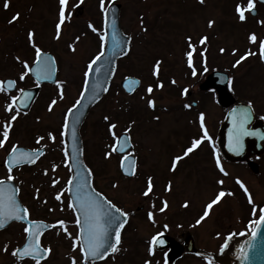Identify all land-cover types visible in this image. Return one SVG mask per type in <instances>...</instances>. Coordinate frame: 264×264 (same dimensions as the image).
Instances as JSON below:
<instances>
[{"label": "rangeland", "instance_id": "obj_1", "mask_svg": "<svg viewBox=\"0 0 264 264\" xmlns=\"http://www.w3.org/2000/svg\"><path fill=\"white\" fill-rule=\"evenodd\" d=\"M101 2L68 0L66 20L61 26L60 38L56 39L59 0H9L7 10L3 7L5 0H0V81L6 78L17 81L16 93H0V138L5 124L11 129L4 148H0V179H7L8 173L1 164L14 145L44 149L45 154L36 165L12 172L13 182L19 188L20 201L30 210L32 218H43L49 223L68 221L67 231L76 236L72 212L66 204L65 187L70 171L65 166L61 132L66 112L76 103L82 90L87 64L102 50L100 36H103L105 9L109 4L117 3L119 26L130 39L129 53L117 62L109 93L90 109L79 128V135L83 162L93 173L95 188L127 214L128 222L122 231L118 251L96 264H165L162 253L149 254L153 237L161 233L176 240L189 233L197 248L217 253L227 237L250 232L262 214L264 159L260 176L229 166L224 168L228 176L223 178L216 173L203 141L188 157L179 160V166L175 164L173 170L175 161L170 163L171 157H184V148L200 138L195 125L196 115L185 114L180 109L189 100L178 93L181 89L194 91L211 71H226L233 76L230 75L234 79L235 93L251 98L263 111L264 81L258 77V53L260 43L264 41V29L254 24L264 20V7H255L254 17L246 11V20L241 22L234 9L237 4L246 8L248 0H204L203 4L199 0H103V8ZM16 14L20 19L10 24ZM209 21H214L211 28ZM89 24L97 31L93 32ZM29 32L35 33L37 47L54 57L55 81L63 86V98H60L57 83L43 85L28 112H19L18 118L11 121L16 111L14 105L12 112L6 110L12 103L11 98L20 88L34 86L29 77L19 81L24 71L21 62L30 65L35 56L28 40ZM253 34L257 38L255 43L249 39ZM189 37L192 47H189ZM202 37L208 38L203 45L200 43ZM70 45L75 46V52L70 50ZM221 49L225 51L222 53ZM187 51L192 53L191 67L189 55L187 60L184 57ZM203 52L207 59L201 64ZM249 52L255 54L248 55L243 63L233 67L241 55L246 56ZM157 61L161 62L158 77L153 75ZM193 67L197 71L195 74L191 72ZM126 77L141 81L139 90L132 96L124 95L119 89L120 81ZM160 83L163 88L157 87ZM149 86L153 87L151 94L147 92ZM53 100L57 103L49 112ZM149 100L155 102L154 110L149 108ZM190 110L194 114L204 111V128H208L209 133L216 130L221 114L210 98ZM105 116L109 117L107 122ZM110 123L116 124L117 136L127 134L132 142L130 155L137 160V173L131 179L121 176V158L115 153L105 159V153L114 145L108 131ZM49 132L55 135V143L48 139ZM40 136L45 140L37 144ZM53 165L57 166L55 172ZM149 178L153 187L145 197L143 193L148 188ZM53 179L59 181L55 187L52 186ZM169 185L171 191L166 193ZM61 190H64L63 203L55 199ZM221 191L225 193L222 201L201 219L207 204ZM249 196L252 203H249ZM165 201L167 208L161 211ZM185 204L188 207H184ZM149 212L153 214L152 220L148 218ZM23 230L21 225L13 224L0 232V264H35L17 261L11 256L24 240ZM71 241L60 227L46 234L42 243L52 251L41 264H71L72 257L82 264L78 247L73 252ZM5 245L8 253L4 252ZM176 264L213 263L187 255Z\"/></svg>", "mask_w": 264, "mask_h": 264}, {"label": "snow or ice", "instance_id": "obj_2", "mask_svg": "<svg viewBox=\"0 0 264 264\" xmlns=\"http://www.w3.org/2000/svg\"><path fill=\"white\" fill-rule=\"evenodd\" d=\"M201 4L204 3V0H199ZM80 3H83V0H80ZM68 5V0H59V12H58V23L56 25V39L60 38V30L61 26L65 23L66 20V6ZM103 0L101 2V8H103ZM4 9L7 10L10 7L9 0H5V3L3 5ZM255 3L254 0H248V4L246 8H243L241 5H237L236 12L239 17V20L241 22H244L246 20L245 12L246 11H254ZM20 19L19 14H16L12 17V19L9 21V23H15ZM214 24V21H209L208 27L211 28ZM89 28L96 32V28L89 24ZM146 30V29H145ZM34 32L28 33V40L31 43L32 48L35 50V59L34 63L36 65V68L33 70L31 66L28 64V62L23 61L21 62L19 60V57H17V61L21 62L22 68L24 71L19 76V81L23 82L25 81L26 77H29L30 73H33L35 76V81L39 85L41 81H47L52 80L54 77V74L56 72V69L54 67L55 60L53 57L46 55L43 53V51L37 47L35 41H34ZM189 39V47H192L191 45V37ZM207 37H202L200 39V43L203 45L207 41ZM250 42L255 43L256 42V36L255 34L251 35L249 37ZM79 38H77V41ZM100 40L102 43H106L107 37L106 36H100ZM112 41H113V51L114 54L117 49H121V41L117 39L115 31H113L112 35ZM130 42V39H129ZM70 50L75 52V46L70 45ZM225 50L221 49V52L223 53ZM126 54V52H125ZM235 54V53H233ZM255 53H247L245 57H242L241 59L247 58L248 55H254ZM104 56V52L100 51L98 55H96L88 64L86 67V70L84 72V92L88 91V81L91 78L93 72L99 73L100 68L94 67L97 65L102 57ZM260 56L262 61H264V41L260 43ZM160 61H157L156 65L154 66L153 75L157 76L159 75V69H160ZM240 61L238 60L236 64L233 65V67L238 66ZM188 64L189 67L192 66V59L191 54H189L188 58ZM193 74H195V69H193ZM57 83V87L60 89L59 95L60 98H63V86L59 83ZM140 81L133 80L131 78H126V82L124 84V87L127 91L130 93L133 91L134 87L139 85ZM174 84L175 81H172ZM17 84V81L15 80H7V81H0V93H8L11 89L15 88ZM7 85V87H5ZM159 88H163V84H158ZM100 88V82L97 81V83L93 87V91L95 92L96 89ZM104 91H107V89H104ZM19 92L22 96L25 98L30 99L31 94L26 92L23 88L19 89ZM147 92L151 94L153 92L152 86H149L147 88ZM188 90H184V94H187ZM84 98L83 92L81 94V100ZM12 103L8 104L6 107V110L9 112L13 111V105L17 102L18 97L13 96ZM93 99H95V96H93ZM57 101L53 100L51 104L49 105L48 111L51 112L53 110V107L56 105ZM26 106V105H25ZM77 106H79V101L77 102ZM149 108L155 109V102L153 100L148 101ZM186 108H190L191 106L188 104H185ZM248 107L250 108L251 105L249 104ZM76 109H69L66 113V120L63 125V131L61 132L62 137H67L68 135V121L67 117H70L73 112ZM20 110L16 109L15 113L11 116V121H15L18 118ZM234 114V130H233V143L235 144L237 150L241 146V139L244 135H249V133L244 125L247 123V121L251 117V113H249L245 109H241L239 111V114L237 115V110L233 109ZM105 121L107 122L109 120V117L105 116ZM159 119V117H157ZM200 120V127L201 129H204V114L201 113L199 116ZM79 121V117H77V122ZM116 124L110 123L108 125V131L110 135L112 136V139L114 141V145L111 146L110 151L105 153V159H110L113 153L118 152H127V148L125 147V144H127V140H125V144L120 143V137H118L115 133ZM10 125L5 124L3 131H2V137L3 139L0 140V148H4L5 143L9 139V133H10ZM128 131L130 132L131 129L129 128ZM203 135L206 139H208V133L207 130L204 129ZM71 137L73 140V150L70 153L65 146L64 148V159H65V166L69 167L71 169L72 167V160L70 157L75 154L76 147H75V141L77 139V129L75 126L71 129ZM48 139L51 140L53 143H55L56 137L51 132L48 133ZM45 140L44 136L38 137L36 140L37 144H40L41 141ZM201 144V140H194L192 142L191 147H189L186 152L184 153V156H187L189 153L193 151V149L197 148L198 145ZM45 153L41 151L40 149H36L34 151H24L18 146H13L11 149V152L9 153L8 158L5 161V167L7 168V181L0 180V230H3L8 223L11 221H19V222H25L26 226L24 227V234H25V243L21 247H17L15 250L11 252V256L14 257L17 261H23L25 259H31L35 261V264H41L42 260H46L48 256L51 254V248L50 247H43L41 244L40 237L43 235L45 231H48L50 229H55L58 227L62 228L67 235L68 238L73 240V248L72 251H77V245H79V252L82 255L84 259H91L95 260L97 257L104 258V253L107 252L109 249L112 253H115L118 251V245L120 244V230L124 227V225L127 223V214L124 213L120 208L115 207L111 204V202L108 201H102L99 199V193H96L91 190H87L89 188L88 179L93 175L91 169H88L86 166L82 165V163L78 162V168H83L86 175L81 177V173L79 170L76 171L75 177L69 179L67 181L68 187L67 192L69 193L70 197L74 198V200L77 202L78 207L76 204L69 203L68 207L73 210V212H78L79 215L76 217V226L78 228V235L72 236L71 233L67 231V227L65 224V221L60 220L57 223L54 224H47L43 221H36L30 219L31 213L30 210L23 206L21 203L18 202L17 196L19 193L18 188L11 187V182L15 179V177L12 175L13 169L17 166H21L23 164H35L37 160L43 156ZM82 154V153H81ZM126 159V158H125ZM177 160L183 159V157H177ZM217 167L220 169V171L227 175V173L224 171V169L220 166V161L217 159L216 161ZM56 165H53L52 171H56ZM121 167H124L123 161L121 163ZM173 170H175V164L173 165ZM45 175H48V172L45 171ZM126 175H134V171L125 172ZM74 180L76 181V190L75 192L72 191V185ZM59 183L58 180L53 179L52 186L55 187V185ZM220 184H223V181L219 182ZM237 183H240L237 181ZM152 180L149 178L148 180V188L143 193L145 197L149 195V193L152 191ZM241 187L243 185L241 184ZM168 189H171V185L168 186ZM64 195V190H61L56 196L55 199L59 201L60 203H63L62 196ZM228 195H232V193H228ZM225 196V193L223 191L219 192L216 199L213 200L211 203L207 204L206 210L204 212V216L201 217L203 219L204 217H207L209 215V211L213 209V205L218 203L222 197ZM37 199L39 197H36ZM46 203V202H45ZM249 203H252L251 196H249ZM184 207H188L187 204L184 205ZM167 208V202H164V206L161 208V211H164ZM63 210V209H61ZM52 211V209H50ZM149 220L153 219V214L151 212L148 213ZM154 222V221H153ZM200 221H198L199 223ZM261 222H264V216H261ZM111 229H115L114 232V243L111 245L109 244V238L113 235V232ZM57 235H59V232H57ZM256 233L253 232V236L255 237ZM157 244H163L162 240H158L156 237H153L151 241V245L155 246ZM4 252L8 253V246L5 245ZM154 247L149 248V254H153ZM71 264H78L76 257L71 258Z\"/></svg>", "mask_w": 264, "mask_h": 264}, {"label": "water", "instance_id": "obj_3", "mask_svg": "<svg viewBox=\"0 0 264 264\" xmlns=\"http://www.w3.org/2000/svg\"><path fill=\"white\" fill-rule=\"evenodd\" d=\"M258 1L264 3V0H258ZM118 12H119L118 5H111L106 10L105 36L107 37V40L103 51L104 56L102 57L101 61L94 66L100 68V72L99 73L93 72L91 78L88 81V91L83 92L84 98L81 100L80 97L79 106L76 105L75 107L76 110L73 112V114L70 117H68L69 127H68V135L66 137V145L70 153L72 152L74 147L73 140L71 137V129L73 126H75L77 129V139L75 141L76 152L74 155L70 157V159L72 160V167H71L72 174L70 179L75 177L77 170L80 171L81 177L86 175L83 168H78V162L82 163L81 144L78 135V129L83 119L87 115L89 109L105 95L106 91H104V89H108L109 87V84L111 82V79L115 71L116 61L119 58L124 57L128 52L129 39L121 33L119 27ZM113 31H115L117 39L121 41V49H117L115 54L113 51V41H112ZM35 68L36 65L34 64L32 66V69L34 70ZM30 74L35 79L34 74L33 73ZM54 80H55V74L52 80L41 81L39 85L44 82L53 83ZM97 81L100 82V88L96 89L94 92L93 87L97 83ZM125 82L126 80L122 81L120 86L126 94H133L139 87V85L135 86L133 91L130 93L124 87ZM227 84H228V78L225 74L220 72H213L207 76L204 84L201 86V89L202 90L214 89L217 93V103L221 107H227L233 103V99L228 90ZM5 86L7 87V85ZM37 91H38L37 89L26 91L31 94L30 99L20 95V97L17 100L18 107L21 110L26 111L31 101L35 97ZM93 96H95V99H93ZM234 109L237 110V115H238L239 111L244 108L242 105H237ZM77 117H79L78 122H77ZM234 123H235L234 114L232 110L219 127L217 134L218 148L225 160L231 163L246 161L249 164L250 168L253 171H255L254 170L255 166H253V164L249 162V159L255 154L258 155L263 153V149L261 151H258L261 140L260 135L256 131H253L251 133L252 135L250 134L244 135L241 139V146L237 150L235 144L233 143ZM125 140H127V144H125ZM120 143L125 144L127 151L130 150V143L125 135L120 136ZM125 153L126 152H118L117 154H125ZM123 164L124 167L123 168L121 167V171L123 175L126 177H131L132 175H126L125 172L134 171L135 169L134 159L131 157H126V159L123 160ZM88 184H89V188L86 189V191L87 190L92 191L90 185V177L88 179ZM75 190H76V181L74 180L72 185V191L75 192ZM98 198L101 199L102 201H105L100 196ZM70 199L71 202L73 204H76V206L78 207V204L74 200V198L70 197ZM75 213L76 215H79L78 212ZM111 231L113 232V235L110 236L109 238L110 245L114 243V239H115L114 237L115 229H111ZM253 232L256 233L255 237L253 236ZM253 232L249 236L242 235L240 237H237L235 241H230L224 247V249L217 255L197 250L194 246L193 239L190 235L185 236L182 245L168 236L161 235L157 237V239L162 240L163 244L155 245V249L158 251L165 249L168 250L165 259L169 264H172L176 260H179L184 252L188 254H195V255L200 254L209 257L216 264H264V222H261V219L258 221ZM111 253L112 252L109 249L107 252L104 253V257ZM97 259H102V258L97 257L95 260ZM87 260L93 261L91 259H87Z\"/></svg>", "mask_w": 264, "mask_h": 264}, {"label": "flooded vegetation", "instance_id": "obj_4", "mask_svg": "<svg viewBox=\"0 0 264 264\" xmlns=\"http://www.w3.org/2000/svg\"><path fill=\"white\" fill-rule=\"evenodd\" d=\"M260 9L262 8V7H259ZM264 18V17H263ZM256 27H260L261 29H264V20L263 21H260V22H258V23H256V24H254ZM259 67H260V69H259V73L258 74H260V76H258L259 78H263V81H264V62L262 61V59H261V57H260V60H259V65H258ZM233 86H234V79H233V81L231 80V91H232V96H233V98H234V100H235V103L234 104H232V105H230V106H227V107H225V108H220L219 106H217L216 105V108H218V110L220 111V114H221V119H220V121L218 122V125H217V128H216V130H214L213 132H212V130H211V133H210V141H215V136H216V134H217V131H218V128H219V125H220V123H221V121L224 119V117L226 116V114L233 108V106L235 105V104H237V103H243V104H246V105H251V108H252V110H253V115H254V120H253V122L248 126V128L250 129V127L253 125V123H254V121H256V120H262L263 121V123H264V110L263 111H260L259 109H258V107H256V104H255V102L251 99V98H249V97H247V96H242V95H240V96H238L237 95V93H235V90H234V88H233ZM244 89H246V88H244ZM187 97V100H189L188 101V104L191 106L190 108H186L185 107V105H182L181 107H180V109L185 113V114H189V115H200L201 113H203V112H195V114L193 113V112H190L191 110V108L192 109H196L197 108V104H201L202 103V101H204V99H206V98H210L211 100L213 99V101L215 100V94H214V92H211V91H206V92H204V91H201V90H199L198 89V85L196 86V88H195V90L193 91H188L187 92V94H185V98ZM193 102H195L196 103V106L195 107H192V103ZM185 104H186V101L184 102ZM204 114V113H203ZM205 115V114H204ZM195 119V121H196V118H194ZM261 126V125H260ZM187 136H186V139H185V141L187 142ZM189 142V141H188ZM263 147H264V141H263ZM205 146H206V148H207V150H208V152H209V156H210V160H211V162H212V165L214 166V169H215V171H216V173L217 174H220L223 178L224 177H227L228 176V174L227 175H224L221 171H220V169L217 167V163H216V159H219V161H220V166L224 169L225 167H229L230 166V164L229 163H227V162H225L223 159H222V157L220 156V154L218 153V151H217V149H216V146H215V144L213 145L212 143H210V144H205ZM187 147H185L184 149H186ZM184 152H186L185 150H184ZM184 152H183V155H184ZM177 157H179L178 155H174V156H172L171 157V159H170V163H172V162H174V164H177V166H179V164L180 163H178L179 162V160H177L176 158ZM185 157H188V156H184L183 158H185ZM263 159H264V153H262V154H260V156H258V157H254V158H252L251 159V161L253 162V164L255 165V167H254V172L252 171V170H250L249 168H248V166L245 164V163H241V164H238L239 165V167L242 169V171H244L246 174L248 173V174H251V175H254V176H260L261 175V172H262V162H263ZM215 160V161H214ZM181 162V161H180ZM225 171V170H224ZM1 180V179H0ZM37 221H43V222H46L43 218H41V219H36ZM51 224V223H50ZM65 224L66 225H69V223H68V221L67 222H65ZM57 229V228H56ZM55 229H52L51 231H49V232H47L46 234H48V233H50V232H52V231H54ZM46 234H44L43 236H42V239H43V237L46 235Z\"/></svg>", "mask_w": 264, "mask_h": 264}, {"label": "bare ground", "instance_id": "obj_5", "mask_svg": "<svg viewBox=\"0 0 264 264\" xmlns=\"http://www.w3.org/2000/svg\"><path fill=\"white\" fill-rule=\"evenodd\" d=\"M222 201V200H221Z\"/></svg>", "mask_w": 264, "mask_h": 264}]
</instances>
